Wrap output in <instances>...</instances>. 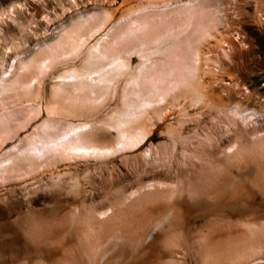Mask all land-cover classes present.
<instances>
[{"label": "rangeland", "instance_id": "1", "mask_svg": "<svg viewBox=\"0 0 264 264\" xmlns=\"http://www.w3.org/2000/svg\"><path fill=\"white\" fill-rule=\"evenodd\" d=\"M0 264H264V0H0Z\"/></svg>", "mask_w": 264, "mask_h": 264}, {"label": "bare ground", "instance_id": "2", "mask_svg": "<svg viewBox=\"0 0 264 264\" xmlns=\"http://www.w3.org/2000/svg\"><path fill=\"white\" fill-rule=\"evenodd\" d=\"M195 19V18H194ZM187 27V26H186ZM181 29V28H180ZM135 29H131V30H129L128 32H132V31H134ZM172 30V29H171ZM173 31H174V29H173ZM175 31H176V29H175ZM177 31H179V30H177ZM182 31V30H181ZM167 32V31H166ZM163 33V32H162ZM161 33V34H162ZM169 34V36H176L177 34L176 33H172V31L171 32H169V33H167V35ZM157 35V34H156ZM183 35V34H182ZM164 36L166 37V34H162L161 36H155V38L156 39H153V40H151V41H148V42H141L140 44L141 45H144V44H146V46L147 45H150V46H155V47H158V46H161L162 45V43L165 41V40H163V38H164ZM163 37V38H162ZM171 39V38H170ZM168 41V40H167ZM192 41V40H191ZM165 43H167L168 44V42H165ZM165 43H164V45H165ZM171 44V43H170ZM163 46V45H162ZM166 46V45H165ZM169 46V45H168ZM168 46H166V47H159L160 49L161 48H166V50H167V47ZM169 49H170V46L168 47ZM172 48V47H171ZM131 50H133V49H130L129 51H131ZM153 50V49H152ZM165 50V51H166ZM171 50V49H170ZM121 51V50H120ZM133 51H135V50H133ZM165 51H162V52H165ZM169 51V50H168ZM136 52V51H135ZM138 52V51H137ZM136 52V53H137ZM157 52V51H156ZM125 53V52H124ZM172 53V52H171ZM174 53V52H173ZM151 54V53H150ZM157 54V53H156ZM167 54V53H166ZM183 54V53H182ZM176 55V54H175ZM111 56V55H110ZM151 56L152 55H150V59H151ZM173 56V55H172ZM185 56V55H184ZM148 57V56H147ZM153 57V56H152ZM156 57V56H155ZM175 57V56H174ZM149 58V57H148ZM89 60H91L90 58H89ZM93 60V59H92ZM92 60H91V62H92ZM165 60V59H164ZM176 60V59H175ZM127 61V60H126ZM182 62V61H181ZM110 64H115V66L111 69V70H107V71H103L105 68H103L101 65H100V67H98V70H102L103 71V73H101V75H103L104 76V78H109V79H111V76L113 77L114 75H117L118 73V69L120 68V67H122V66H119V65H125L126 64V62L124 61V59L122 60L121 59V55H120V57H114V58H112L111 59V62H109ZM178 63H179V61H178ZM186 63V62H185ZM127 65V64H126ZM179 66V65H178ZM184 66V65H183ZM119 67V68H118ZM125 67V66H124ZM181 67V66H180ZM128 68V67H127ZM177 68H179V67H177ZM94 70H97V69H94ZM173 70V69H172ZM180 72V71H179ZM164 73V72H163ZM176 73V72H175ZM163 75V74H162ZM180 78H182V77H180ZM179 80V79H178ZM156 82V81H155ZM149 84V83H148ZM163 86V85H162ZM150 90H151V88H150ZM139 91H142L141 89L139 90ZM147 91V90H146ZM130 92H133V93H138L137 92V89L136 88H132L131 90H130ZM152 92V91H151ZM139 94V93H138ZM153 94V93H152ZM151 93H150V95H152ZM144 95V94H143ZM146 95V94H145ZM148 95V94H147ZM153 97V96H152ZM136 101V100H135ZM137 102V101H136ZM138 105V104H137ZM141 105V104H140ZM129 108V111L126 113V115L128 116V115H131V114H134V113H132L134 110H133V108L132 107H128ZM138 108V107H137ZM73 129V128H72ZM50 137H48V138H50L51 139V141H55V142H58L60 139H61V136H57V137H53L54 135H49ZM139 139V138H138ZM139 141H140V139H139ZM29 143V149H31V150H34V151H39V152H41L42 150L41 149H44L45 147H46V143H47V141H43V140H31L30 142H28ZM70 143H71V141H70ZM142 143V142H141ZM72 144V143H71ZM84 144V143H83ZM82 143H78V142H75L73 145V147L76 149H84L86 146V144L85 145H83ZM123 144H125V143H123ZM139 144V143H138ZM28 145V144H27ZM148 210V209H147ZM146 210V211H147ZM149 212L150 213H155L156 212V209H154V208H152V209H150L149 210ZM148 212V213H149ZM141 219V218H140ZM143 224V223H142ZM95 228H100V226L98 225V227H95ZM141 228V227H140ZM248 230V229H247ZM99 235V234H98ZM97 235V236H98ZM134 235V234H133ZM234 236V235H233ZM100 238V237H99Z\"/></svg>", "mask_w": 264, "mask_h": 264}, {"label": "water", "instance_id": "3", "mask_svg": "<svg viewBox=\"0 0 264 264\" xmlns=\"http://www.w3.org/2000/svg\"><path fill=\"white\" fill-rule=\"evenodd\" d=\"M71 132H72L73 134H75V136H70V133H71ZM71 132L68 131V132H66V133H65L63 136H61V137L63 138V137L69 136L67 139H72V140L76 139V140H78L79 142L88 145V142L86 141L85 138H83V137H81V136H77V135H79V133L77 132V129H76V128H73V129L71 130ZM121 142H122V143H125L124 141H121ZM41 150L43 151L44 149H41Z\"/></svg>", "mask_w": 264, "mask_h": 264}]
</instances>
